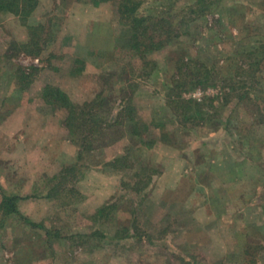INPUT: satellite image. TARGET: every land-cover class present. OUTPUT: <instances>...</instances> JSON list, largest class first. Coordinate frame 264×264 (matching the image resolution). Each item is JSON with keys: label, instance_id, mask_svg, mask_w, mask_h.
Instances as JSON below:
<instances>
[{"label": "rangeland", "instance_id": "374dc122", "mask_svg": "<svg viewBox=\"0 0 264 264\" xmlns=\"http://www.w3.org/2000/svg\"><path fill=\"white\" fill-rule=\"evenodd\" d=\"M36 1L26 18L0 14V198L23 202L0 212V264H264V0H144L137 16L179 36L143 60L116 0ZM183 63L209 83L189 90ZM174 79L205 121L167 108ZM51 85L76 106L103 96L105 120L130 103L147 131L133 143L112 128L78 161L86 135L44 101ZM120 155L129 169L101 166ZM92 170L108 180L84 182Z\"/></svg>", "mask_w": 264, "mask_h": 264}, {"label": "trees", "instance_id": "16d2710c", "mask_svg": "<svg viewBox=\"0 0 264 264\" xmlns=\"http://www.w3.org/2000/svg\"><path fill=\"white\" fill-rule=\"evenodd\" d=\"M114 0H89L94 6H98L103 3L112 2ZM117 1V13L120 17L127 22L128 36L125 40L128 41L127 48L132 51L135 57L139 60L145 59L149 54L156 52L165 47L169 41L178 38L176 26L169 19L159 18L155 16L138 17L137 11L144 2V0H116ZM199 4V3H198ZM37 5L36 0H0V14L8 13L20 18H26L29 16ZM199 9L198 11L202 14ZM193 13V11L191 10ZM128 39V40H127ZM187 69V74L191 77L187 83L189 90L195 89L197 86L204 87L210 81V70L205 66L184 64ZM181 67L178 69L181 71ZM74 71H70L73 74ZM180 78V77H177ZM177 80V79H176ZM173 80L172 88L168 89V98L166 101L167 108L171 111L176 108H180L184 104L182 111V122L202 120L205 121L206 114L202 111L201 103L194 100L181 101L180 90L185 84ZM182 92V91H181ZM173 95L177 99L173 98ZM44 101L50 105L52 110L64 111L66 117L64 120L65 127L69 130L72 139H75L84 134L85 137H81L82 144L79 145V152L77 160L81 161L83 155L93 152L96 148L95 143L99 142L104 137V133L112 128L120 126H128L129 138L134 143V139H139L147 131V126L137 117L136 108L130 103L122 108L114 118L105 120L101 118V111L108 106V102L103 96L99 95L93 101L85 103L82 106L74 105L67 95L57 86L51 85L46 87L41 94ZM180 104L178 107L177 105ZM178 116V115H177ZM208 116V114H207ZM76 140V139H75ZM111 144L114 141H110ZM76 143V142H74ZM143 144V143H142ZM139 144V145H142ZM128 154V149L126 150ZM128 155H120L112 157L107 160L102 167H109L112 170L123 171L129 169ZM100 163L93 166H99ZM132 167V166H131ZM131 169V168H130ZM69 172V171H68ZM70 172H73V168ZM137 177V176H136ZM61 180H64L63 176H60ZM57 189V188H56ZM55 189V190H56ZM54 190V191H55ZM21 198L17 196L1 195L0 198V212L3 216H11L18 214V202ZM113 210V207L106 206L99 210V214L102 216L108 215Z\"/></svg>", "mask_w": 264, "mask_h": 264}, {"label": "crops", "instance_id": "0c3cea01", "mask_svg": "<svg viewBox=\"0 0 264 264\" xmlns=\"http://www.w3.org/2000/svg\"><path fill=\"white\" fill-rule=\"evenodd\" d=\"M58 148H59V151H60V153H61V151H63L64 149L66 150V151H70V156H73L74 154H75V152L76 151H74V149L72 148V146L69 144V143H67V142H64V143H62V144H60V146H58ZM64 159V158H63ZM108 176H106L104 173H102V172H99V171H97V170H92L90 173H88L87 175H86V177H85V180H84V182H86V181H88V180H91V179H96V180H98V181H100V182H103V181H107L108 180V178H107ZM98 198H100L99 196H98ZM94 200H96V203H97V199H96V197L93 195V196H91L90 197V199H84V202L82 203V204H80V206H86V208L89 206V205H92V202H94ZM100 200V199H99ZM101 203H102V201H100ZM101 203H98V204H100L101 205ZM22 204H23V202L22 201H20L19 203H18V209L20 210L21 209V206H22ZM97 206H99V205H97Z\"/></svg>", "mask_w": 264, "mask_h": 264}]
</instances>
